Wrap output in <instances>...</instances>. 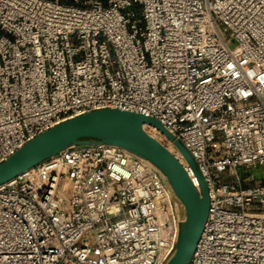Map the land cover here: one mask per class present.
I'll list each match as a JSON object with an SVG mask.
<instances>
[{
    "label": "built area",
    "instance_id": "built-area-1",
    "mask_svg": "<svg viewBox=\"0 0 264 264\" xmlns=\"http://www.w3.org/2000/svg\"><path fill=\"white\" fill-rule=\"evenodd\" d=\"M104 108L197 160L210 209L189 264H264V0H0V164ZM180 201L150 160L75 145L0 185V264H166Z\"/></svg>",
    "mask_w": 264,
    "mask_h": 264
},
{
    "label": "water",
    "instance_id": "water-1",
    "mask_svg": "<svg viewBox=\"0 0 264 264\" xmlns=\"http://www.w3.org/2000/svg\"><path fill=\"white\" fill-rule=\"evenodd\" d=\"M152 125L172 141L187 166L144 125ZM106 143L125 148L154 163L182 201L186 219L177 246L166 264H189L209 217L208 182L186 145L160 121L142 113L117 108L93 110L69 118L38 134L0 164V185L75 145Z\"/></svg>",
    "mask_w": 264,
    "mask_h": 264
},
{
    "label": "bare ground",
    "instance_id": "bare-ground-1",
    "mask_svg": "<svg viewBox=\"0 0 264 264\" xmlns=\"http://www.w3.org/2000/svg\"><path fill=\"white\" fill-rule=\"evenodd\" d=\"M167 148H168L170 151H172V152H173V153H174V154H175V155H176V156H177V157H178V158L184 163V165L187 166L188 170L190 171V174H191L192 178L194 179V181L196 182V184H197V186H198L197 180H196L194 174L191 172V170H190V168H189V166H188L186 160L183 158V156H182L181 153L178 151V149L175 147V145H174V143H173L172 141L168 140ZM179 204H180V207H181V208H184V205H183V203H182L181 201L179 202Z\"/></svg>",
    "mask_w": 264,
    "mask_h": 264
},
{
    "label": "rangeland",
    "instance_id": "rangeland-1",
    "mask_svg": "<svg viewBox=\"0 0 264 264\" xmlns=\"http://www.w3.org/2000/svg\"><path fill=\"white\" fill-rule=\"evenodd\" d=\"M65 2H71L72 0H63ZM181 218H182V222H184V220L186 219V214H185V209H183L182 213L180 214ZM182 224V223H181Z\"/></svg>",
    "mask_w": 264,
    "mask_h": 264
}]
</instances>
